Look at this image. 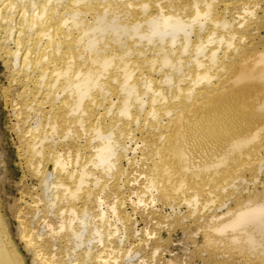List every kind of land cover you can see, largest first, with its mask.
<instances>
[{
	"label": "bare ground",
	"instance_id": "obj_1",
	"mask_svg": "<svg viewBox=\"0 0 264 264\" xmlns=\"http://www.w3.org/2000/svg\"><path fill=\"white\" fill-rule=\"evenodd\" d=\"M0 59L35 264H159L192 226L203 264H264V0H0ZM10 237L0 214V264H24Z\"/></svg>",
	"mask_w": 264,
	"mask_h": 264
},
{
	"label": "rangeland",
	"instance_id": "obj_2",
	"mask_svg": "<svg viewBox=\"0 0 264 264\" xmlns=\"http://www.w3.org/2000/svg\"><path fill=\"white\" fill-rule=\"evenodd\" d=\"M261 14L263 15V13ZM8 72L9 70L0 59V214L5 221L8 232L11 236L10 238H12L11 240L16 250L22 257L24 264H35L34 254L20 239V229L19 223L17 221V214L19 210L25 208V203H23L24 200L29 203L31 202L30 196L32 192L34 194H39L42 196L44 195L42 194V190H39L38 179H36V177H34V175L25 167V161L22 159L18 151L21 140L19 132L17 131L18 129L16 128L18 121L15 116V110L19 107H23L24 102L22 98L18 97L17 95V93L21 92L22 90L21 86L12 84V80L10 79V72ZM5 89L8 90L10 92V95L12 96L10 97L9 101H7L5 97ZM12 100H14V102H12ZM15 101L19 106L15 107ZM52 169L53 167L51 166V170ZM34 189L35 191H33ZM107 201L112 202V199L110 198ZM158 208L161 209L162 207ZM182 209L183 213L188 211V208ZM26 210H28V207ZM129 212L134 214L131 206H129ZM27 213H29V211H27ZM149 213L150 212L147 211L144 214L141 210L137 216H134L139 222L138 228L139 230H141L145 227H148L151 231L154 230L158 233L159 227L154 223L156 221H159V223H161L162 219L161 217L159 219L156 218V220H154L155 222L151 224L150 219L148 218L150 217ZM164 213H172V210L164 209ZM202 233V231H197V227L195 226L190 227L185 232L180 229L175 230L171 233V235H169V233L165 230L163 231L162 236L165 238L163 239L167 242L163 244L150 242V250L144 251L142 256L143 258H145L146 256V259H148L152 252V249L156 245H159V247L162 249V252L159 256V264H166L168 259L179 261L182 264H203L202 257H199L200 254L196 253L197 255H195V252H199L198 249L202 247L201 245L205 244L204 234ZM240 254L241 253L238 252H229V254H227L228 256L226 255L224 258L225 260L229 259V262L227 261L223 264H234V262L235 264H243L244 262V264H248L249 261L250 264L252 262V264H256V260H251L250 258H247L248 256ZM240 256H242L244 259ZM233 257L238 261H235ZM246 258L250 260H246ZM241 259L243 260L241 261ZM230 260L232 261L230 262ZM213 261L214 260H208L207 262L208 264H222L221 262ZM149 262L148 264H150Z\"/></svg>",
	"mask_w": 264,
	"mask_h": 264
}]
</instances>
